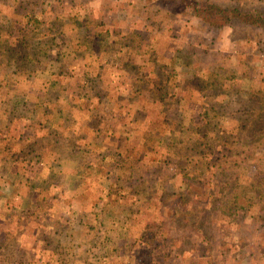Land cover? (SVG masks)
Listing matches in <instances>:
<instances>
[{
  "label": "rangeland",
  "instance_id": "1",
  "mask_svg": "<svg viewBox=\"0 0 264 264\" xmlns=\"http://www.w3.org/2000/svg\"><path fill=\"white\" fill-rule=\"evenodd\" d=\"M0 264H264V0H0Z\"/></svg>",
  "mask_w": 264,
  "mask_h": 264
},
{
  "label": "trees",
  "instance_id": "2",
  "mask_svg": "<svg viewBox=\"0 0 264 264\" xmlns=\"http://www.w3.org/2000/svg\"><path fill=\"white\" fill-rule=\"evenodd\" d=\"M173 2H174V1H173ZM180 7H181V5L177 2L176 5H175V9H176V10H179ZM182 7H183V6H182ZM200 10H201V8H197V10L194 11L193 13H195V14L197 13V15H198V13H199ZM228 12H230V11H228ZM232 12L235 13V10H233ZM254 22H255V21H254ZM254 121H256V119H254ZM254 121H253V122H254ZM131 176H132V175H131Z\"/></svg>",
  "mask_w": 264,
  "mask_h": 264
}]
</instances>
